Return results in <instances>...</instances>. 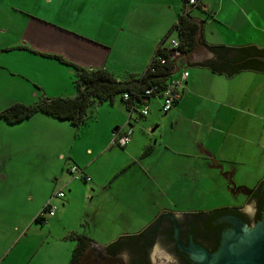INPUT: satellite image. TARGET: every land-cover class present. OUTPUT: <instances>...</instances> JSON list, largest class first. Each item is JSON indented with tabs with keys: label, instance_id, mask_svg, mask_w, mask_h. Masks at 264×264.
<instances>
[{
	"label": "rangeland",
	"instance_id": "rangeland-1",
	"mask_svg": "<svg viewBox=\"0 0 264 264\" xmlns=\"http://www.w3.org/2000/svg\"><path fill=\"white\" fill-rule=\"evenodd\" d=\"M147 2L134 0L126 13H161L168 18L173 12L154 0ZM170 3L180 10L181 0ZM20 4L26 10L35 8L44 18L35 16L41 28L67 31L89 42L107 40L105 27L104 34L99 33L98 18L106 20L122 8L119 0H21ZM185 9L200 20L207 18L201 7L186 3ZM206 34L211 42L219 40L209 24ZM172 38L175 29L164 46ZM40 58L26 62L27 68L34 65L31 73L38 86L16 73L7 76V84L0 82L4 92L0 111L19 97L37 102L45 96L75 95V70L65 65L66 73H60L58 67L63 65L56 59ZM201 70L209 79H197V88L189 94L191 102L180 116L153 108L158 98L149 101L150 128L133 113L134 130L125 147L111 144L115 125L130 127L119 96L112 102L94 101L78 126L42 113L17 123L0 118V264H67L75 246L73 232L86 234L92 250L107 249L113 242L139 235L164 208L206 211L244 203L243 188H252L264 177V73L243 70L232 78L213 79ZM145 139L152 150L142 155ZM72 165L82 168L89 179L71 173ZM58 190L65 195L55 196ZM47 202L55 206V214L37 222L35 216Z\"/></svg>",
	"mask_w": 264,
	"mask_h": 264
},
{
	"label": "crops",
	"instance_id": "crops-1",
	"mask_svg": "<svg viewBox=\"0 0 264 264\" xmlns=\"http://www.w3.org/2000/svg\"><path fill=\"white\" fill-rule=\"evenodd\" d=\"M27 1L33 2V0ZM47 1L50 2V0ZM119 1L122 3L121 11L115 12L106 20L98 18L99 22L102 21L101 26L97 25L98 28H101L99 33L104 34V28L102 27H105L106 32L104 35L107 40L97 38L96 41L98 42H89L67 31L58 32L54 28L53 30L49 27H47L49 29L41 28V23L37 22L40 20L35 18V16H39L36 9L26 10L21 6V0H0V82L7 84L9 82V79H6L7 76L11 78L16 73L38 86L36 76L31 73L34 71V65L27 68L28 64H26L32 58L34 62L39 61L40 57L48 58L50 61L56 59L63 65V67H58L60 73H66L65 65L71 68V66L52 55L61 56L66 61L87 69L105 68L120 80H128L131 75L138 76L143 73L148 60L154 55L162 37L168 33L175 22L174 18L179 15L185 3L184 0H181L182 5L179 10L176 4L170 3V0H154L155 3L165 5L167 9L172 8L173 12H170L171 14L167 18L166 14L161 13H157V15L151 13L138 14L132 11V15H129V13H126V7H130L134 0ZM147 1L149 3L151 0ZM193 7H201L206 12L207 18L205 20H200V17L189 13L193 19L202 22L200 35L206 44L224 46L254 45L259 49H264V0H199L198 5ZM26 13H31L34 17ZM19 14L23 15L20 16ZM39 17L43 18L41 15ZM24 19H27V21ZM57 24L64 26L60 23ZM207 24H209V29L216 33L219 40H214L215 42L207 40ZM162 46H164V43H162ZM165 47L172 48L170 44ZM201 50L202 47L189 53L177 50L172 52L171 56L174 61L173 76L178 74L179 69H186L188 77L182 89L181 98L166 115L180 116L181 110L187 104H190L191 96L189 94L192 89L197 88V79L200 76L209 79L201 69L212 74L213 79H216L217 76L220 78L223 75L212 73L202 65L190 66V61L201 54ZM25 52L29 56L28 59H25ZM188 67H192L191 71L188 70ZM26 69L28 71H25ZM1 70L5 72V75H2ZM29 73H31V76H29ZM191 74L194 77L190 78ZM67 75L70 77V71L67 72ZM227 78L232 77L228 76ZM28 90L31 91V88L28 87ZM3 93L0 89V96ZM19 99L20 97L15 101L32 103L30 100L25 102ZM152 105H154L153 108L160 111L158 100H154ZM142 119L144 120L141 125L150 128L149 118L145 116ZM128 125L131 127L133 134L134 129L131 121ZM153 128L150 129V132ZM125 129L115 125L113 134L122 132ZM143 143L145 145L146 139ZM201 146L202 144H196V148H201Z\"/></svg>",
	"mask_w": 264,
	"mask_h": 264
},
{
	"label": "water",
	"instance_id": "water-1",
	"mask_svg": "<svg viewBox=\"0 0 264 264\" xmlns=\"http://www.w3.org/2000/svg\"><path fill=\"white\" fill-rule=\"evenodd\" d=\"M195 25L199 33L200 25ZM198 43L201 54L190 66L206 65L224 74L239 67L264 70L262 51L208 49ZM158 243L179 264H264V181L239 212L189 219L161 214L146 231L110 248L134 264H147L151 245Z\"/></svg>",
	"mask_w": 264,
	"mask_h": 264
},
{
	"label": "trees",
	"instance_id": "trees-1",
	"mask_svg": "<svg viewBox=\"0 0 264 264\" xmlns=\"http://www.w3.org/2000/svg\"><path fill=\"white\" fill-rule=\"evenodd\" d=\"M184 3L186 4L187 0H184ZM194 21L200 25L199 33ZM173 29L176 31L175 39L178 40V46L177 48L169 49L168 47L162 46V43H164ZM201 30L202 22L193 19L184 6L168 33L162 37L160 44L154 53V55L163 56L165 62L156 63L152 71L146 69L138 76L131 75L128 80L118 79L112 72L105 68L87 69L74 65L63 59L61 56L52 55L61 62L74 68L77 76L75 80V95L73 97H43L37 102L29 104L15 101L0 111V118L8 123H17L36 113H42L59 120L68 121L74 126H78L85 120L88 107L94 101L112 102L116 96H119L128 112L131 108L136 110V108H138L143 102L160 92L173 76L174 61L171 56L172 52L177 50L189 53L201 47L198 41L208 49L264 52V49H259L254 45H208L202 40L200 35ZM202 66L206 67L212 73L223 74L226 76H232L243 70H253L264 73V70L257 68L239 67L224 74L206 65ZM151 87H155L154 91L151 94H146L145 90ZM125 93H127V98L123 96ZM151 150L152 147L146 145L143 149L142 155L150 153ZM82 178L83 181H85L84 175ZM40 219V217L35 216L37 222H39ZM143 232L144 230L140 232V234ZM70 236L75 240V246L67 264H80L91 250L90 239L86 234L78 232H73ZM134 237L136 236H129V238ZM110 245L107 246V250L109 251L111 250Z\"/></svg>",
	"mask_w": 264,
	"mask_h": 264
},
{
	"label": "built area",
	"instance_id": "built-area-1",
	"mask_svg": "<svg viewBox=\"0 0 264 264\" xmlns=\"http://www.w3.org/2000/svg\"><path fill=\"white\" fill-rule=\"evenodd\" d=\"M199 3V0H187V4L191 7L197 6ZM170 46L172 48H177L178 46V40L175 38L170 39ZM165 58L161 55H153L147 62L146 69H150L151 71L154 69L156 63H164ZM188 77V71L186 69L179 70L178 74L176 76H172L165 87L158 92L156 95L152 96L150 99L143 102L138 108L130 109L128 112V121L129 124L133 113L136 112L139 117H145L150 110L149 101L152 98H158L159 99V107L160 110L163 113H167L170 111L176 102L181 98L182 95V89L184 88L186 84V79ZM155 87H151L145 90L146 94H151L154 91ZM125 98H127V93L123 95ZM132 129L131 127L126 128L122 132L114 133L112 135L111 144L117 145L119 147L125 146L131 137ZM71 173H73L76 176L81 175V177L84 175V180H88L89 177L86 176L81 168H79L77 165H72L69 170ZM55 196L63 197L64 192L62 190H58L55 193ZM55 214V206H52L50 202H47L42 209L36 214V217H40L41 219L39 222H43L45 219L43 218L45 215L53 216Z\"/></svg>",
	"mask_w": 264,
	"mask_h": 264
},
{
	"label": "flooded vegetation",
	"instance_id": "flooded-vegetation-1",
	"mask_svg": "<svg viewBox=\"0 0 264 264\" xmlns=\"http://www.w3.org/2000/svg\"><path fill=\"white\" fill-rule=\"evenodd\" d=\"M264 181V179L259 180L252 188L247 189L243 187L236 188L234 185L233 187L236 188V190H240L241 188L244 189L245 194V201L239 206H231V207H221V208H215L211 210H199V211H184V212H174L170 209H163L159 211L151 223L147 225V227L144 229L146 231L155 221L156 219L161 215H167L170 217H174L177 219H189V218H198V217H207L213 214H219V213H231V212H239L244 204L249 203L261 183ZM234 188V189H235ZM160 247L161 250H157L155 246ZM91 251H93L91 253ZM122 253L115 252L113 250H107V249H98V250H90L89 254L81 261L80 264H134L128 256L123 259L121 257ZM147 264H179L178 260L169 253L160 243L151 245L149 253H148V263Z\"/></svg>",
	"mask_w": 264,
	"mask_h": 264
}]
</instances>
